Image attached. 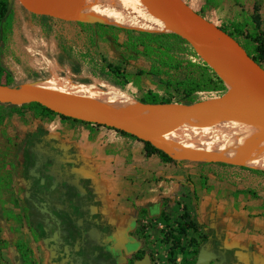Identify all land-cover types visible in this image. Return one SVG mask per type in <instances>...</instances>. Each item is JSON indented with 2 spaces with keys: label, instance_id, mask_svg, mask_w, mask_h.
I'll return each mask as SVG.
<instances>
[{
  "label": "crops",
  "instance_id": "obj_1",
  "mask_svg": "<svg viewBox=\"0 0 264 264\" xmlns=\"http://www.w3.org/2000/svg\"><path fill=\"white\" fill-rule=\"evenodd\" d=\"M183 1L217 25L240 21L257 6L264 36V0ZM108 47L105 52H113V44ZM34 135L52 139L76 156L77 173L92 186L99 213L116 234L136 237L143 224L156 220L162 226L168 216L187 212L190 219L211 228L209 238L224 252H233L231 264H264V175L220 179L208 168L214 163L147 156L141 140L114 129L58 115L41 119L33 112L19 114L0 105V160L15 161L12 181L20 198V162ZM37 149L44 152L42 143ZM0 173H7V167L0 165ZM2 189L0 185L6 202L0 213V264H22L20 254L29 257L28 264H51L48 252L35 241L28 218L11 204L13 190ZM124 243L125 239L120 244Z\"/></svg>",
  "mask_w": 264,
  "mask_h": 264
},
{
  "label": "rangeland",
  "instance_id": "obj_2",
  "mask_svg": "<svg viewBox=\"0 0 264 264\" xmlns=\"http://www.w3.org/2000/svg\"><path fill=\"white\" fill-rule=\"evenodd\" d=\"M97 1L105 4L122 2L121 0ZM24 3L30 10L36 12L27 10L18 0H14L13 30L9 40L0 48V64L10 70L18 82L46 81L59 75H66L73 82L114 86V79L107 70V64L111 63L119 66L128 76L130 83L126 85L125 90L129 96L132 95L130 96L132 99L137 100L145 90L152 89L160 96L178 101L181 98L180 91L168 86L165 83L166 80L203 82L210 75L202 68L205 60L216 69L208 49L199 45H196L194 49L187 40L181 37H164L160 41L170 47L177 59L182 60V64L177 69L166 70L165 68L160 75L139 74L140 70H149L152 64L157 63L154 57L147 56L137 49L141 41H150L148 37L139 35L142 31L114 30L100 37L95 22L91 20L81 16L66 19L37 13V10L31 8L25 1ZM84 13L96 14L90 10ZM160 32L165 31L147 33L153 36ZM114 37L117 43L114 42ZM110 44H113V52H105ZM238 89L235 81L234 84L226 86L224 90L195 91L193 97L196 100H203L222 96ZM172 157L175 158L173 155ZM187 160L216 164L208 168L217 176H222L220 179L232 175L246 178L256 174L243 169L240 165H223L214 162L216 160L201 158ZM3 163L0 165L3 166ZM19 190L24 193V186L21 185ZM2 191L5 192L3 189ZM0 199L3 200L2 197ZM189 224H193V227H188ZM158 225L156 220H152L142 226L144 230L141 235L145 242L143 252L149 257L150 264H191L199 248L215 240L209 238L211 228L206 229L197 219H190L187 212H180L175 217L168 216L162 220V226ZM181 228H185L183 233Z\"/></svg>",
  "mask_w": 264,
  "mask_h": 264
},
{
  "label": "water",
  "instance_id": "obj_3",
  "mask_svg": "<svg viewBox=\"0 0 264 264\" xmlns=\"http://www.w3.org/2000/svg\"><path fill=\"white\" fill-rule=\"evenodd\" d=\"M51 1L65 5L73 0ZM13 2L14 0H7L6 12L11 9ZM18 2L27 10L36 12L30 10L23 0H18ZM148 5L153 14L163 20L168 29L167 32L177 34L187 40L194 49L197 42H222L232 56L244 61L246 69L236 66L233 64L234 62L227 68L231 76L238 82L239 89L222 96L193 102L146 103L131 99L115 105L108 113L107 110H101L90 104L89 99L93 96L86 92L79 90L62 92L34 81L23 83L20 86L0 83V103L22 105L37 102L58 114L111 127L148 141L150 140L145 135L159 127L170 128L182 123L212 120L225 116L224 113L227 110H251L264 114V68L248 55L236 38L222 30L217 24L201 16L183 0H148ZM79 16L95 23H103L100 16L96 14L82 12ZM201 32H204L205 35H201ZM205 62L209 65L206 60ZM74 96L85 99L86 103L80 106L71 105L69 102ZM130 112H136L138 115L129 117L127 114ZM153 145L168 152L162 146ZM168 153L172 156L170 152ZM174 159L181 158L175 157ZM217 257L218 255L214 251L202 247L194 264H208ZM134 264H149V261L148 258H144L137 260ZM212 264H221V261Z\"/></svg>",
  "mask_w": 264,
  "mask_h": 264
},
{
  "label": "flooded vegetation",
  "instance_id": "obj_4",
  "mask_svg": "<svg viewBox=\"0 0 264 264\" xmlns=\"http://www.w3.org/2000/svg\"><path fill=\"white\" fill-rule=\"evenodd\" d=\"M40 143L44 152L37 149ZM26 147L30 155L23 152L20 162L25 189L22 199L29 207L26 217L34 239L48 252L51 264H134L144 258L150 264L143 252L142 235L125 238L103 220L96 194L77 173L80 166L70 150L65 152L52 139L39 136L28 140ZM124 239L126 243L122 246ZM202 247L218 255L208 264L220 261L228 264L234 257L215 240Z\"/></svg>",
  "mask_w": 264,
  "mask_h": 264
},
{
  "label": "bare ground",
  "instance_id": "obj_5",
  "mask_svg": "<svg viewBox=\"0 0 264 264\" xmlns=\"http://www.w3.org/2000/svg\"><path fill=\"white\" fill-rule=\"evenodd\" d=\"M24 1L38 12L66 19L78 18L82 12L90 10L98 14L105 24L147 32L168 31L163 20L153 14L148 2L116 7L99 3L97 0H73L65 5L51 0ZM200 34L205 35L204 32ZM198 43L209 46L229 65L234 62L236 66L246 69L244 61L232 56L222 42ZM236 83L238 85L237 81ZM38 84L62 92H86L93 96L89 99L90 104L107 110L108 113L115 105L132 99V95L129 96L126 90L122 91L106 84H101V87L73 82L66 75L46 81L38 80ZM69 103L80 106L86 103V100L74 96ZM224 114L225 116L212 120L182 123L170 128L159 127L145 136L177 158L224 161L264 170V114L251 110H227ZM137 115L136 112L127 114L129 117Z\"/></svg>",
  "mask_w": 264,
  "mask_h": 264
},
{
  "label": "trees",
  "instance_id": "obj_6",
  "mask_svg": "<svg viewBox=\"0 0 264 264\" xmlns=\"http://www.w3.org/2000/svg\"><path fill=\"white\" fill-rule=\"evenodd\" d=\"M122 2L119 4H111L112 6L120 7L132 4H140L145 3V0H121ZM7 9V0H0V48H2L5 43L9 40L10 35L13 30V23H14V2L12 4L11 9L6 12ZM201 16L204 17L203 12H198ZM98 35L103 37L104 35L108 34V32H112L114 30H124L125 32H132L131 30H127L121 27H117L114 25L104 24V23H95ZM222 30L226 31L232 37L236 38L239 43L243 46V48L247 51L248 55H250L261 67L264 68V36L263 31L261 30L260 25V16L258 13V7L255 6L252 14H245L240 21H232L228 24L218 25ZM139 35H144L148 37L150 41L145 42L144 40L141 41L137 47L139 51L147 56H152L155 58L156 64H152L149 70H140L138 73H146L149 75H160L163 73V70L166 68L168 69H177L182 64V60L177 59L175 54L171 52L170 47L163 43L161 38L164 37H180L177 34L171 32H160L154 34L153 36L147 32H139ZM241 40H240V39ZM114 42L116 38L114 37ZM117 43V42H115ZM136 45V44H134ZM201 47L208 49L213 58V64L216 66V71L209 66L206 62H203L202 68L210 73L206 80L203 82L193 81V80H179V81H171L166 80L165 83L172 87L176 91H180L181 98L178 101L171 100L170 97L160 96L157 92L153 91L152 89H147L143 93V95L138 98L142 102L146 103H158V102H193L196 99L193 97V93L198 90H224L226 86L235 83V79L231 76L228 71V63L219 57L209 46L203 45L200 43H196ZM141 47V48H139ZM107 70L111 74L114 79L113 85L118 89L124 91L125 87L130 81L128 80V76L120 69L119 66L113 65L111 63L107 64ZM34 82V81H31ZM0 83L10 85V86H20L24 82H18L14 79L13 74L10 70L5 69L0 64ZM226 84V86H225ZM126 92V91H125ZM0 105H6L10 107L14 112L22 114L25 111H30L38 115L41 119L48 118L52 115H58L61 119H68L74 120L77 122H83L87 124H93L89 122H85L78 119H73L71 117L64 116L62 114H58L49 108L37 103V102H30L25 103L22 105H13L10 103H0ZM96 126H103L99 124H94ZM106 127V126H105ZM111 128V127H107ZM114 129V128H111ZM118 133L122 135H126L138 140L133 134L126 133L121 130H117ZM34 135L32 137H35ZM144 144L145 153L147 156L149 155H157L162 161H175L174 158L166 152L164 149L158 148L153 145L148 140H141ZM30 142V141H29ZM24 153L30 155V152L27 147L24 148ZM4 160L1 162L3 163ZM203 163H207L205 161H201ZM221 163L223 165H230V163L223 162V161H214ZM3 165L7 167V173L1 174L0 173V185L3 187L4 190L12 191L13 199L11 204L15 208H19L20 214L22 217H25L27 212H29V207L26 205L24 199L20 198L18 194L14 192V184L12 181V175L16 173V165L15 161L4 162ZM3 167V166H2ZM243 169H246L250 172L256 173L258 175L264 174V170L257 169L249 166H241ZM26 175V173H25ZM35 191V190H33ZM6 202L0 199V213L3 215V206ZM190 225V224H189ZM188 227H193V224ZM181 231H185V228H181ZM71 240L74 238L72 231L69 233ZM233 253L232 251H230ZM21 263L28 264L29 257L25 256L24 254H20ZM232 261H235V257L231 258V261L228 263L230 264ZM195 260L191 263L194 264Z\"/></svg>",
  "mask_w": 264,
  "mask_h": 264
}]
</instances>
